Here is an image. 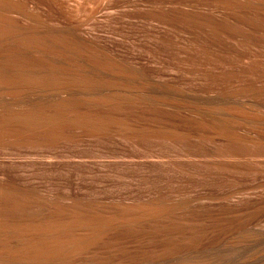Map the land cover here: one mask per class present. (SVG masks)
<instances>
[{
    "label": "rangeland",
    "instance_id": "374dc122",
    "mask_svg": "<svg viewBox=\"0 0 264 264\" xmlns=\"http://www.w3.org/2000/svg\"><path fill=\"white\" fill-rule=\"evenodd\" d=\"M252 22L264 0H0V232L47 219L30 186L53 232H172L187 219L128 204L263 182L264 143L226 124L264 135Z\"/></svg>",
    "mask_w": 264,
    "mask_h": 264
},
{
    "label": "bare ground",
    "instance_id": "6f19581e",
    "mask_svg": "<svg viewBox=\"0 0 264 264\" xmlns=\"http://www.w3.org/2000/svg\"><path fill=\"white\" fill-rule=\"evenodd\" d=\"M217 21L224 26L228 17L222 15ZM260 30L252 22L246 36L264 38V27ZM231 120L226 124L233 144L246 139L240 146L245 148L247 141L262 146L264 135L259 139L241 135L240 123ZM217 137L227 138L223 133ZM30 188L39 195L21 191L35 200L38 213L39 198L46 201L47 219H35V226L26 229L31 232H0V264H264V181L218 189L208 201L174 202L159 193L144 203L128 204L136 211L164 209L187 219L168 223L172 232H53L57 198ZM182 224L185 231L180 232Z\"/></svg>",
    "mask_w": 264,
    "mask_h": 264
}]
</instances>
